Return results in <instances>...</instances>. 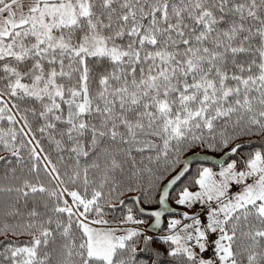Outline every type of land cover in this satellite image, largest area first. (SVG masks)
<instances>
[{
	"label": "snow or ice",
	"instance_id": "6c2138e0",
	"mask_svg": "<svg viewBox=\"0 0 264 264\" xmlns=\"http://www.w3.org/2000/svg\"><path fill=\"white\" fill-rule=\"evenodd\" d=\"M0 264H264V0H0Z\"/></svg>",
	"mask_w": 264,
	"mask_h": 264
}]
</instances>
